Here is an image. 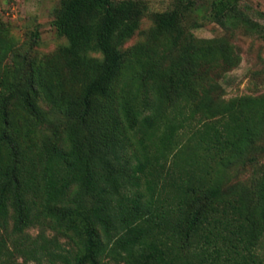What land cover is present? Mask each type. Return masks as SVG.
Returning a JSON list of instances; mask_svg holds the SVG:
<instances>
[{"label":"trees","instance_id":"1","mask_svg":"<svg viewBox=\"0 0 264 264\" xmlns=\"http://www.w3.org/2000/svg\"><path fill=\"white\" fill-rule=\"evenodd\" d=\"M232 1L215 3L217 23ZM191 4L152 14L144 42L119 51L144 0H60L52 25L65 44L0 76V229L9 220L15 235L55 233L20 238L13 249L23 262L264 264V170L248 188L220 190L227 166L253 161L264 95L214 101L192 83L233 56L220 39L180 27ZM194 116L186 155L176 130ZM42 129L50 136L38 137ZM210 161L215 178L200 189Z\"/></svg>","mask_w":264,"mask_h":264},{"label":"rangeland","instance_id":"2","mask_svg":"<svg viewBox=\"0 0 264 264\" xmlns=\"http://www.w3.org/2000/svg\"><path fill=\"white\" fill-rule=\"evenodd\" d=\"M177 1L144 0L145 11L140 17L138 29L119 47V51L144 42L148 29L152 27V14L172 10ZM217 1L191 0L192 4L183 11L179 25L195 39H220L229 48L233 58L200 68L191 77V81L206 89L214 101L261 97L264 95V0H233L232 10L227 15L216 18L218 23L213 18V6ZM59 2L60 0H0V76L3 72L9 75L13 66L23 59H40L65 44V40L57 35L52 25ZM92 56L99 57L98 54ZM41 108L47 110L45 105H41ZM165 115L168 113L165 112ZM51 121L60 125L63 119L60 115H55ZM199 126L200 118L194 116L183 120L181 127L176 130V147L188 145L189 150L184 151L186 155L193 146L192 132ZM37 136H50V132L42 129ZM254 147L249 155L253 159L251 163L235 162L225 168L220 180V190L228 192L248 188L258 172L264 170V130ZM146 152L151 155L153 147H148ZM172 155L173 153L162 161L163 174L164 170H172ZM149 160L153 165V161ZM208 165L210 168L204 166L207 172L204 170L198 173L204 181L200 189L206 188L215 178L213 162L210 161ZM139 190L144 192L142 178ZM39 232L47 239L55 236L54 232L39 227L29 228L20 236L15 235L11 233V221L8 220L4 229H0V239L4 241L0 264H49L46 258L23 262L13 249L20 238L34 239ZM57 239L68 248L65 239ZM259 252L262 253L263 250ZM55 264L60 263L56 261ZM107 264L116 263L109 261Z\"/></svg>","mask_w":264,"mask_h":264}]
</instances>
